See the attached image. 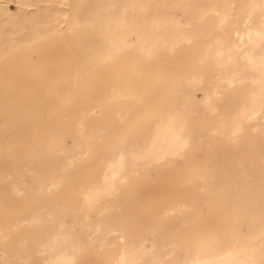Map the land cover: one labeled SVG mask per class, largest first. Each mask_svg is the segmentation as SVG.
Segmentation results:
<instances>
[{"label": "bare ground", "instance_id": "bare-ground-1", "mask_svg": "<svg viewBox=\"0 0 264 264\" xmlns=\"http://www.w3.org/2000/svg\"><path fill=\"white\" fill-rule=\"evenodd\" d=\"M92 1L71 0L69 15L39 7L45 26L25 38L0 1V64L31 49L27 75L0 79V264H82V242L110 251L105 264H264V0H99L93 13ZM74 33L86 37L77 49L98 54L63 63L50 42ZM186 48L187 63L175 61ZM160 53L166 66L145 74ZM86 66L113 77L94 105L71 107L79 82L93 80L80 77ZM138 81L156 98L149 109L129 99L112 109L104 95L139 93ZM88 170L99 174L79 193L59 192ZM160 174L178 177L168 191ZM149 193L154 205L140 209ZM22 199L25 210L9 213ZM67 206L82 211L73 224L58 216Z\"/></svg>", "mask_w": 264, "mask_h": 264}, {"label": "rangeland", "instance_id": "rangeland-1", "mask_svg": "<svg viewBox=\"0 0 264 264\" xmlns=\"http://www.w3.org/2000/svg\"><path fill=\"white\" fill-rule=\"evenodd\" d=\"M0 1L7 2L11 6L13 14H11V16L8 17V20H9L8 24H10L9 26H11L13 24L16 28L23 31L22 33L15 35V37H18V38H25L24 32L32 31L36 27L45 26V24H43L42 21L38 25L35 22V16L37 14L36 11L39 7L42 9H47V10L51 11L52 13H54V10H53L54 8L58 7V9H59L63 6H66L67 8H69L68 15L73 12L72 10H74V7L72 5L71 0H40V1H37V0H28V1H26V0H0ZM93 1L89 6V8H90L89 11L92 13L95 12V9H96L93 6L96 7V5L99 4V0H97L98 1L97 4H96V2H97L96 0H95L96 2H93ZM128 1L129 0H123L119 3L126 4V3H128ZM135 1L145 2V0H135ZM152 1L155 2L156 5H158V6H159V4L161 6L163 4V3H160V2H163V0H152ZM140 4H142V3H140ZM17 6H18V8H17ZM24 7L29 8L30 10H33V13H31L30 15L26 14L22 10ZM87 9H88V7L84 8V11H83L84 13H83L82 17L85 16V14L87 13L86 12ZM127 9H128V11H127ZM129 9L130 8H125V10H122L125 15L128 14L127 15L128 17H129V13H131V12H129ZM89 11H88V16L89 15L94 16V14H91ZM127 12H129V13H127ZM146 12L149 13V12H152V10L149 9V11H146ZM176 13L183 21L191 18V16H192V14L190 12H184L180 9H177ZM58 14H60V13H58ZM66 16H67V14H66ZM55 18L58 19V16ZM46 19L47 18L44 17L43 21ZM13 22H15V23H13ZM93 32L94 31H92L88 34L89 39L93 36ZM131 36L133 39H135L137 34L132 33ZM7 37H11V36H7ZM79 37L81 39L86 38V37H84L82 35H78L76 33L71 34V35L60 34V35L54 36V41H51L50 45L55 47V49H54L55 51L53 53L56 55H60L58 60L63 59V60H61V61H63V63H70V62L77 63V62L81 61L80 58L82 56H86L89 54L96 56L98 54L97 46H93V48L90 47L89 50H92V51H89V50L82 51L81 49H77L76 45L79 42ZM181 45L184 46L185 44L182 43ZM24 46L26 47L25 49L22 48L21 50L17 51V52H19L18 54H20V56H17L15 59H8L7 61H4V63L0 64V69H1L0 70V79L3 80L7 77H12L14 75H20V74L27 75L28 67L26 66V62L24 61L23 58L26 55L25 53L30 52L31 49L28 48V47H30V46H28V44L22 43V47H24ZM163 54L164 53H160L159 60L153 61L156 63H160V64H158V66L154 67V69H150L147 66V64L151 66L152 65L151 62H149V61L144 62V63H147L146 65H144L145 66V74L148 73V71L150 70L151 75L154 76L162 67L166 66L165 64L167 62V58H166L165 54H164V56H163ZM189 54H190V50L188 48H186L183 51L177 52L175 61H177L178 63L180 62V63L186 64ZM79 56H80V58H79ZM53 59H52L53 62H55V61L58 62L57 59H55V60H53ZM163 61H165V62H163ZM72 67H75V65ZM63 68L64 67L59 68L57 66H52L51 68H49V71H51L53 74H56V71L61 72ZM68 68H69V66H68ZM95 70H96L95 73L87 75V72H89V71L93 72V67L86 66L85 68H82V72L84 74L81 73L80 77L89 76V77L93 78V80L90 83L79 82V84H78L79 88H80L79 92L71 93V95H73L74 97L67 96L69 98H72V100H75V101L77 100L76 102H74L76 104H73V106H71V107H75V108L79 107L81 104H78V103L81 100L82 101L80 103H86V100H90L93 103L92 105H94L95 101L98 100L100 95H102L97 90L100 88H105L107 86L109 80L113 77V74L108 73L107 71H106L107 73L105 74L104 73L105 68H103L102 66H98V67L96 66ZM69 73L70 72H68V74ZM42 75H43V72H35L33 74V79H39ZM137 83L139 85V90H140V88H142V90L139 93H136L133 95H128L127 92H126V94H127L126 96L122 95V93L121 94H119V93L118 94L106 93L104 96H106V99H108L109 104L111 105V108L114 110L117 109L118 107L120 108L123 101H125L127 99L134 101V102H130V103H134L135 106L139 107L140 105H143L144 107L148 108V104L150 102H153L156 99L155 96L153 95L154 93H150V91H146V89H145L146 83L145 82H139L138 81ZM53 85L54 86H62V85H66V83L63 81H54ZM93 87H95V88L93 89ZM54 89L57 90L56 88H54ZM57 95H62V93L57 94ZM64 101H65V98H64ZM71 103H72V101H71ZM59 104H60V100L59 99L55 100L54 101V108L59 109V107H60ZM65 104H66V102H65ZM87 104L88 103L82 104L81 106L84 107ZM69 105H66V106L68 107ZM138 107H134V109H136ZM134 109L132 111H134ZM100 112L98 115H100ZM95 115H96V113H91L90 116L94 117ZM131 115H132V113H129V114L125 115L124 117L128 118ZM67 118L72 119L73 115L70 113L69 115H67ZM66 125H70V123H67ZM124 125H126V123L122 124V126H124ZM121 132L122 131H117V134H119ZM87 157H88V154H86L84 156V159L86 160V163H85L86 169H89L92 166V164H93L92 162H94V159H87ZM98 174L99 173H95L93 170H88L87 172L82 174L81 177L77 179V181H75L72 184V188L70 187V188L66 189V187H65L63 190H62V188H60L59 192L63 191L62 194H71V195L73 193L74 194L79 193V191H81V187L84 184V181H86L88 179H93V181H94L97 178ZM51 176H53V175H51ZM55 176H57V175H54L52 177V179L56 178ZM152 179L159 181V183H157V185L160 188H164L166 191H168L170 188V181L174 180L176 182L178 177L172 176L169 174H160V175H157L155 178H152ZM91 183H89V184H91ZM141 183H143V182H141ZM89 184L85 185L84 187L88 186ZM69 189H71V190L68 191ZM24 196H25V194L22 195V197H24ZM46 197H47L46 194H40V195L36 196V198H38V199H44ZM66 197L69 198L68 195H66ZM155 199H156V195H154L152 193H149L146 196L143 195V200L138 204V207L140 209L152 207L154 205ZM26 206L27 205H25V199H22V201L19 202L18 205L12 206L13 208H11V210L8 212L9 213L23 212L25 210ZM60 210L62 211V213L58 214V216L63 217V220L70 222L69 224H73V221H76L78 219V217H80V215H82L81 210L79 212L78 209H70L68 206L65 208H62ZM156 221H159V218L150 220L148 222V224L146 226H144L142 229L145 230L146 228L153 227V225L155 224ZM3 225L4 224H1L0 226H3ZM141 225H142L141 223L138 224L139 227ZM32 229L36 230L37 227H32ZM81 233L82 232H80V234ZM81 244L83 245V249H82V252L79 253V255H80L79 258H80V260H82V264H105L106 262H109L108 259L110 258V255H111L110 251H107L103 248L97 249L95 247V245L88 244L87 242H82Z\"/></svg>", "mask_w": 264, "mask_h": 264}]
</instances>
